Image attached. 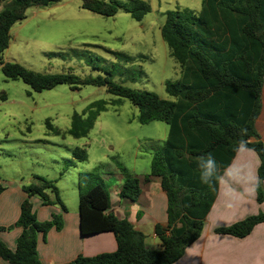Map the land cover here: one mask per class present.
<instances>
[{
    "label": "trees",
    "instance_id": "trees-1",
    "mask_svg": "<svg viewBox=\"0 0 264 264\" xmlns=\"http://www.w3.org/2000/svg\"><path fill=\"white\" fill-rule=\"evenodd\" d=\"M63 0H0V66L3 75L21 80L35 92L67 85L72 91L83 86L104 87L110 95L129 100L138 110L141 124L164 122L169 132L163 147L154 153L150 173L145 177L160 180L167 195V225H157L155 233L161 241L159 249H150L145 235L127 219L109 213L110 191L96 171L79 174V215L81 234L112 232L117 249L93 257L78 256L66 264H174L188 246L199 239L218 193L222 172L240 147L254 150L261 161L257 200L264 201V142L255 128L262 110L264 84V0H202L198 13L172 10L166 13L161 27L162 39L170 55L178 63L181 78L167 81L165 90L172 100L157 94L125 86L108 77H80L72 72L40 74L24 66L4 60L13 26L27 18L33 7L45 8ZM82 8L102 16H115L120 11L141 22L151 12L144 0H80ZM129 60V59H128ZM109 103L100 99L90 103L82 113L74 112L71 126L65 132L75 139L89 135ZM57 134H61L59 130ZM209 154L215 159L216 174L211 183L201 181L199 161ZM76 162L87 160L86 149L75 148ZM121 198L136 202L141 195L140 179L126 169L120 173ZM27 199L20 207L15 224L22 229L16 249L10 250L0 240V259L10 264H41L37 239L53 228H63L61 215L40 222L30 203L38 197L45 206H66L56 181L36 176L22 186ZM5 188L0 184V194ZM264 222V213L249 216L233 225L220 227L217 234L237 238L248 236ZM2 228H0V232Z\"/></svg>",
    "mask_w": 264,
    "mask_h": 264
},
{
    "label": "rangeland",
    "instance_id": "rangeland-1",
    "mask_svg": "<svg viewBox=\"0 0 264 264\" xmlns=\"http://www.w3.org/2000/svg\"><path fill=\"white\" fill-rule=\"evenodd\" d=\"M144 1L151 12L141 22L122 11L110 17L95 14L82 8L80 0L30 8L27 18L13 26L4 60L40 74L108 77L105 70H109L117 83L172 100L165 83L180 79L181 72L162 39L161 27L168 11L198 13L202 0ZM100 99L109 108L100 114L89 135L80 139L66 135L74 112L82 113ZM138 117L139 110L129 100L108 94L104 87L83 86L72 91L60 85L35 92L21 80L6 78L0 66V177L6 188L0 196V224L7 225L0 227L2 232H12L17 222L7 224L3 219L14 204L15 188L8 189V180L23 177L21 185H28L36 176L54 180L71 208L80 173L96 171L104 164L97 171L107 185L112 184L104 173L109 167L117 173L122 169L148 173L169 126L164 122L141 124ZM75 148L86 149L87 160L67 168ZM33 199L29 200L34 210Z\"/></svg>",
    "mask_w": 264,
    "mask_h": 264
},
{
    "label": "crops",
    "instance_id": "crops-1",
    "mask_svg": "<svg viewBox=\"0 0 264 264\" xmlns=\"http://www.w3.org/2000/svg\"><path fill=\"white\" fill-rule=\"evenodd\" d=\"M2 9L3 4L0 2V12ZM261 98L262 110L256 120L255 128L264 142V84ZM260 164V158L254 150L245 147L238 149L230 165L222 172L217 197L207 215L201 236L186 248L184 255L174 264H264V222L255 226L244 238L215 232L217 228L227 227L249 216L264 213V201L259 203L257 200ZM104 173L109 183H112L107 185L108 189H112L108 212L119 219L129 220L137 230L144 233L148 248L159 249L161 241L155 233V227L167 225V195L161 187L159 178L151 177L146 181L145 177L150 171L142 174L132 172L140 179L141 187L139 199L133 202L119 195L123 186L120 173L115 172L113 167H109ZM23 180L24 178L21 177L20 180L6 181L9 185L8 189L14 187L15 191L14 204L11 203L10 212L6 211L3 217L4 223L13 224L17 221L21 204L28 197L22 189ZM1 181L5 179L0 177V184ZM33 181L32 177L29 182ZM75 184L73 187L75 201L71 208L63 201L66 211L60 206H45L40 198L33 197L34 211L40 222L50 221L55 214L63 218L61 230L53 228L45 236L38 235L37 254L41 264H66L80 255L93 257L103 253H113L117 249L116 238L112 232L88 236L81 234L79 184L77 183V188ZM262 189L264 192V184ZM5 191L6 188L0 196ZM5 226L7 225L3 222L0 224V227ZM21 233L22 229L19 227L7 234L1 231L0 240L14 251ZM0 264L10 263L0 259Z\"/></svg>",
    "mask_w": 264,
    "mask_h": 264
},
{
    "label": "clouds",
    "instance_id": "clouds-1",
    "mask_svg": "<svg viewBox=\"0 0 264 264\" xmlns=\"http://www.w3.org/2000/svg\"><path fill=\"white\" fill-rule=\"evenodd\" d=\"M199 168L201 169V181L206 184L211 183L217 171L216 161L211 154L200 158Z\"/></svg>",
    "mask_w": 264,
    "mask_h": 264
}]
</instances>
